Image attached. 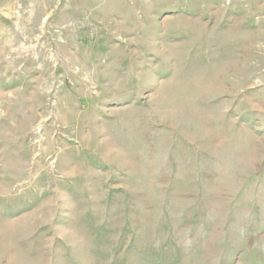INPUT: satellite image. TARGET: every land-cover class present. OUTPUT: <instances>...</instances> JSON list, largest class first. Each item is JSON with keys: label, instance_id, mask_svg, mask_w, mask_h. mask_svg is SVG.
<instances>
[{"label": "rangeland", "instance_id": "obj_1", "mask_svg": "<svg viewBox=\"0 0 264 264\" xmlns=\"http://www.w3.org/2000/svg\"><path fill=\"white\" fill-rule=\"evenodd\" d=\"M0 264H264V0H0Z\"/></svg>", "mask_w": 264, "mask_h": 264}]
</instances>
